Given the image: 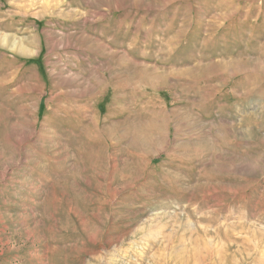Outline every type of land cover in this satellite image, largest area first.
<instances>
[{"label":"rangeland","instance_id":"obj_1","mask_svg":"<svg viewBox=\"0 0 264 264\" xmlns=\"http://www.w3.org/2000/svg\"><path fill=\"white\" fill-rule=\"evenodd\" d=\"M0 264H264V0H0Z\"/></svg>","mask_w":264,"mask_h":264}]
</instances>
